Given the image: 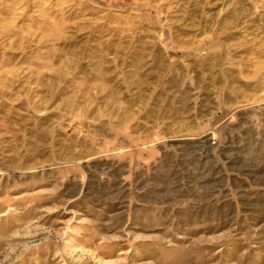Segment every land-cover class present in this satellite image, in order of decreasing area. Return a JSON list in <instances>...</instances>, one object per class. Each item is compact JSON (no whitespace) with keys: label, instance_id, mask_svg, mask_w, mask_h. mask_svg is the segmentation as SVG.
<instances>
[{"label":"rangeland","instance_id":"obj_1","mask_svg":"<svg viewBox=\"0 0 264 264\" xmlns=\"http://www.w3.org/2000/svg\"><path fill=\"white\" fill-rule=\"evenodd\" d=\"M0 264H264V0H0Z\"/></svg>","mask_w":264,"mask_h":264}]
</instances>
